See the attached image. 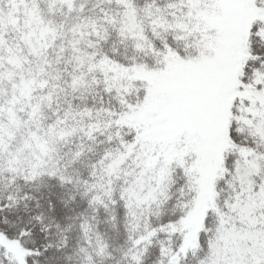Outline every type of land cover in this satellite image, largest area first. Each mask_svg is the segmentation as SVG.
Instances as JSON below:
<instances>
[{
    "label": "snow or ice",
    "instance_id": "obj_1",
    "mask_svg": "<svg viewBox=\"0 0 264 264\" xmlns=\"http://www.w3.org/2000/svg\"><path fill=\"white\" fill-rule=\"evenodd\" d=\"M0 264H264V0H0Z\"/></svg>",
    "mask_w": 264,
    "mask_h": 264
}]
</instances>
